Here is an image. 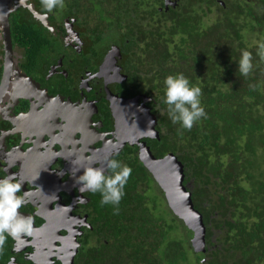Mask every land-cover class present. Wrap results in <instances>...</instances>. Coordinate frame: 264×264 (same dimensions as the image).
Wrapping results in <instances>:
<instances>
[{"label":"flooded vegetation","instance_id":"af4514ba","mask_svg":"<svg viewBox=\"0 0 264 264\" xmlns=\"http://www.w3.org/2000/svg\"><path fill=\"white\" fill-rule=\"evenodd\" d=\"M6 1L13 56L9 65L0 20V179L23 182L20 214L33 219L34 232L9 237L0 264L10 257L14 264H85L88 249L112 252L114 245L100 235L101 194L80 192L83 169L72 161L107 173L106 159L139 160L140 144L152 139L132 133L148 114L158 118L145 97L131 93L133 67L151 26L164 32L179 12L172 10L190 0H65L50 13L40 0ZM231 7L214 0L206 13L215 21ZM18 26L32 35L14 38ZM156 129L161 135L158 120Z\"/></svg>","mask_w":264,"mask_h":264},{"label":"trees","instance_id":"16d2710c","mask_svg":"<svg viewBox=\"0 0 264 264\" xmlns=\"http://www.w3.org/2000/svg\"><path fill=\"white\" fill-rule=\"evenodd\" d=\"M213 1L172 10L179 12L164 32L151 26L130 80L162 130L159 140L148 139L152 153L176 155L184 165V184L206 227L205 250H195L167 194L135 155L125 163L132 174L119 205L98 207L100 235L112 237L115 249L92 247L85 264H264V0H224L232 7L215 21L205 10ZM28 29L14 28V38L32 35ZM244 50L252 54L247 76L238 65ZM176 74L202 90L206 116L190 130L172 122L164 103L165 78Z\"/></svg>","mask_w":264,"mask_h":264},{"label":"clouds","instance_id":"9594fccd","mask_svg":"<svg viewBox=\"0 0 264 264\" xmlns=\"http://www.w3.org/2000/svg\"><path fill=\"white\" fill-rule=\"evenodd\" d=\"M40 2L48 13L66 6L65 0H40ZM258 55L264 59V44L260 45ZM238 65L239 73L247 76L253 67L251 52L242 51ZM164 84V103L167 105L169 118L174 124L179 123L184 129L190 130L194 123L206 116L205 109L201 106V88L191 84L183 74L168 75ZM72 163L75 171L83 169V175L76 179V183L81 185L80 192H99L102 197L100 201L102 206L119 205L132 174L129 166L116 159H106V173L104 166L93 167L89 164L86 167H78V160H73ZM22 187L23 182L15 175H7L0 179V255H3L9 237L18 240L22 236H31L34 232L33 219L20 214V209L26 202L25 196L20 195ZM118 211L117 207L115 214H118ZM14 261L15 257H10L8 264H14Z\"/></svg>","mask_w":264,"mask_h":264},{"label":"water","instance_id":"95a60500","mask_svg":"<svg viewBox=\"0 0 264 264\" xmlns=\"http://www.w3.org/2000/svg\"><path fill=\"white\" fill-rule=\"evenodd\" d=\"M10 10L7 7L6 0H0V20L3 45L7 54L8 64H12V40L8 19ZM8 78L6 77V80ZM6 80H3L2 87L4 88ZM4 89L0 90V101L4 94ZM3 92V93H2ZM142 106L144 107L143 103ZM146 112V111H145ZM149 113V111H148ZM147 114V112H146ZM148 119L142 118L140 127L137 126L132 134H135L134 140L143 138L144 134L148 138H159L160 133L156 130V117L153 114H148ZM145 119V120H144ZM146 130V133H145ZM139 160L150 172L156 180L158 186L164 191L173 209L189 229L192 244L196 251L204 252L206 227L202 214L195 208L192 192L189 191L190 184L185 185V170L184 165L179 161L176 155H167L162 158H157L151 151L150 147L145 143L140 144Z\"/></svg>","mask_w":264,"mask_h":264},{"label":"rangeland","instance_id":"374dc122","mask_svg":"<svg viewBox=\"0 0 264 264\" xmlns=\"http://www.w3.org/2000/svg\"><path fill=\"white\" fill-rule=\"evenodd\" d=\"M202 9L204 10V5L202 6ZM206 9H207V8L205 7V10H206ZM157 187H158V186H157ZM159 189L162 190L160 187H159Z\"/></svg>","mask_w":264,"mask_h":264}]
</instances>
